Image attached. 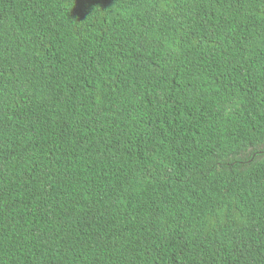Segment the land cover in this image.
Returning <instances> with one entry per match:
<instances>
[{"label":"trees","instance_id":"1","mask_svg":"<svg viewBox=\"0 0 264 264\" xmlns=\"http://www.w3.org/2000/svg\"><path fill=\"white\" fill-rule=\"evenodd\" d=\"M0 264H264V0H0Z\"/></svg>","mask_w":264,"mask_h":264}]
</instances>
